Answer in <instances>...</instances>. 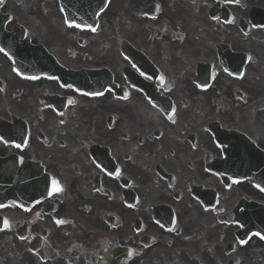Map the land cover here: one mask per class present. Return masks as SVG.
Instances as JSON below:
<instances>
[{"label":"flooded vegetation","instance_id":"1","mask_svg":"<svg viewBox=\"0 0 264 264\" xmlns=\"http://www.w3.org/2000/svg\"><path fill=\"white\" fill-rule=\"evenodd\" d=\"M95 1L0 0V264H264V0Z\"/></svg>","mask_w":264,"mask_h":264},{"label":"snow or ice","instance_id":"2","mask_svg":"<svg viewBox=\"0 0 264 264\" xmlns=\"http://www.w3.org/2000/svg\"><path fill=\"white\" fill-rule=\"evenodd\" d=\"M70 26H71V25H70ZM94 30H95V29H93V31H94ZM0 51H2V49H0ZM16 147H20V146H19V145H16ZM56 190L59 191V188L57 187ZM61 223H62V222H61Z\"/></svg>","mask_w":264,"mask_h":264},{"label":"rangeland","instance_id":"3","mask_svg":"<svg viewBox=\"0 0 264 264\" xmlns=\"http://www.w3.org/2000/svg\"><path fill=\"white\" fill-rule=\"evenodd\" d=\"M47 7V6H46ZM52 9L48 8V11L51 12ZM45 37H49V35H46Z\"/></svg>","mask_w":264,"mask_h":264}]
</instances>
